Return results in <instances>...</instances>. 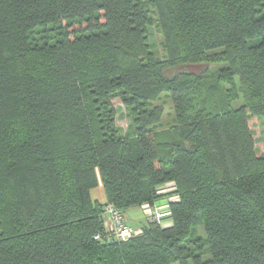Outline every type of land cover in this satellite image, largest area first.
Returning a JSON list of instances; mask_svg holds the SVG:
<instances>
[{
  "label": "trees",
  "instance_id": "16d2710c",
  "mask_svg": "<svg viewBox=\"0 0 264 264\" xmlns=\"http://www.w3.org/2000/svg\"><path fill=\"white\" fill-rule=\"evenodd\" d=\"M258 116L264 0H0V264H264ZM161 198L108 240L106 204Z\"/></svg>",
  "mask_w": 264,
  "mask_h": 264
},
{
  "label": "rangeland",
  "instance_id": "374dc122",
  "mask_svg": "<svg viewBox=\"0 0 264 264\" xmlns=\"http://www.w3.org/2000/svg\"><path fill=\"white\" fill-rule=\"evenodd\" d=\"M151 31V29H150ZM152 40L151 43L153 44V49L157 53L158 57L163 58V47H162V41H163V35L159 32L157 27L155 25L152 26ZM50 33H54V30H50ZM205 66V64H200L199 66L192 65L189 67V69H195L198 70L200 67ZM217 66V65H216ZM177 70H181L180 67H176L172 69V72H176ZM168 92H164L161 94V96L154 102L155 104L160 103L163 104L165 113H164V118L161 121L162 127H166L170 125L173 122V110L171 106V98L170 100L166 98L168 96ZM244 103L243 96L235 101L232 102V107L237 108L240 105ZM115 106L121 107V111L119 112V117H118V124L122 126L124 129H126L129 125V118L125 115L124 108L122 106V103L119 99H116L114 101ZM121 113L123 115H121ZM253 124V129L257 133V137L260 142V146L264 145V117L258 116L255 117L252 121ZM92 196L94 199H99V200H105V191L104 187L102 184L97 186L95 189L92 190ZM162 199V198H161ZM161 199L158 200V202L161 201ZM144 205L141 206H134L126 209L124 211V217L127 220V222L132 225L134 228L139 230L142 225L147 224V216L146 212L143 208Z\"/></svg>",
  "mask_w": 264,
  "mask_h": 264
},
{
  "label": "built area",
  "instance_id": "2783aa9c",
  "mask_svg": "<svg viewBox=\"0 0 264 264\" xmlns=\"http://www.w3.org/2000/svg\"><path fill=\"white\" fill-rule=\"evenodd\" d=\"M169 199L171 200L172 198H163L160 202L156 201L153 205L146 204L143 208L152 220L159 223L165 222L171 216ZM104 219L108 240H125L136 232L125 219L124 212L111 203L105 206ZM95 238L99 239L100 234H96Z\"/></svg>",
  "mask_w": 264,
  "mask_h": 264
},
{
  "label": "crops",
  "instance_id": "0c3cea01",
  "mask_svg": "<svg viewBox=\"0 0 264 264\" xmlns=\"http://www.w3.org/2000/svg\"><path fill=\"white\" fill-rule=\"evenodd\" d=\"M98 200H99V199H98ZM100 201H102V202L106 201V196H105V200H100Z\"/></svg>",
  "mask_w": 264,
  "mask_h": 264
}]
</instances>
